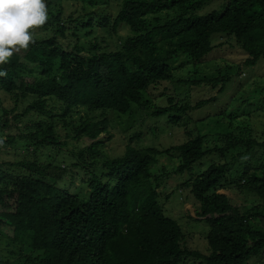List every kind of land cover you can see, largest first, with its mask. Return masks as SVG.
I'll return each mask as SVG.
<instances>
[{
    "label": "trees",
    "instance_id": "1",
    "mask_svg": "<svg viewBox=\"0 0 264 264\" xmlns=\"http://www.w3.org/2000/svg\"><path fill=\"white\" fill-rule=\"evenodd\" d=\"M213 2L45 0L48 19L37 28L40 35L33 32L35 43L0 66L7 71L0 77V144L14 148L27 142L17 150L21 158L13 154L0 161V264L261 259L264 134L232 126L230 115L229 132L208 145L191 114L215 106L217 98L191 105L190 95L176 91L168 98L148 96L151 88L175 80L180 56L193 75L178 85L210 86L223 95L233 77L264 64V0H221L220 7L202 13ZM225 44L247 55L244 65L210 75L199 70ZM138 111L143 124L166 117L187 129V139L164 151L126 144L122 155L109 157L112 130ZM143 136L144 130L135 133L130 143ZM84 138L91 142L78 143ZM162 155L178 157V175L199 169L207 157L217 161L180 185L190 188L199 203L196 219L209 227L208 254L183 246V231L160 205L159 189L169 173L154 175L151 168ZM232 190L252 196L239 207L225 194Z\"/></svg>",
    "mask_w": 264,
    "mask_h": 264
},
{
    "label": "rangeland",
    "instance_id": "2",
    "mask_svg": "<svg viewBox=\"0 0 264 264\" xmlns=\"http://www.w3.org/2000/svg\"><path fill=\"white\" fill-rule=\"evenodd\" d=\"M221 4V0H214L212 4H208V6L205 7L202 13H208L216 7H220ZM33 32L36 36L41 34L38 29H35ZM221 41L224 42V40ZM245 58H247V55L242 54L240 49H237V47L232 48L228 44H225L216 50L205 64L199 66V70H204L206 75H210V72H215L218 68L224 71L225 69L227 70L228 67H231V65H233V67H242ZM174 66L176 68L174 71L175 80L163 82L155 88H151V90L148 91V96L158 99L165 95L166 98H168L169 96L173 97L176 95V91L178 92L177 95H187V98L190 95L188 101L191 105L209 98H217V104L215 106L210 104L204 105L191 114L193 121L197 122L195 125L198 124L200 132L207 137L208 145L216 143L218 138H221L224 134L229 132V126L227 124L229 122L228 120H230L228 118L230 115H233L232 126H237L239 128L249 126L254 130L257 137L264 134V64L251 67L240 76L233 77V81L228 86V90H226L224 95L220 93L218 89H211L210 86L201 88L195 87L189 90L188 87L178 85V80L186 81L192 78V65L188 63V59L185 56H180L176 59ZM6 100H8V98ZM6 104L11 106L12 102L7 101ZM167 105L166 103L165 106ZM145 111L150 113L152 110L146 108ZM218 114H223L226 119H223V122L219 121L222 119V116ZM144 118L145 116L141 117L138 111V116L136 115L135 118L123 117V119L119 121V131L112 130L115 136L111 141H107L106 143V153L109 157H118L122 155L126 144H131L137 148L153 147L155 145L159 150L164 151L172 146L184 143L187 139V129L184 130L182 127L170 124L166 120V117L162 118V121L147 120L143 124ZM129 123L131 127H128ZM188 127H192L193 129L194 124L192 123ZM143 130L144 136L142 140L138 142L133 140V142L130 143V137ZM60 132L62 137L59 138V140L62 141L65 138V130L61 129ZM89 141L91 142L89 138H84V140H80L78 143L82 142V145H86ZM26 143L20 142V144L18 143L17 147L14 148L11 146L8 148L0 144V150L10 152L8 155H3L2 152H0V161L14 158L12 156L13 154L21 158L23 153H19L17 150ZM11 148L13 149L12 151ZM41 153H44V150H42ZM51 153L53 154L52 151ZM46 154H48V151H46ZM214 159V157H207L198 166L199 169L191 173L186 172L183 175L176 174L180 161L178 157L175 156L162 155L158 157V163L151 168V172L154 175H162L163 169L165 173H169V177L163 180V185L159 189V202L164 209L165 215L175 220L183 231L185 235L183 246L200 251L203 254H208L209 245L207 240L209 227L204 221L196 219L197 215H195V209L199 203L193 198L190 188L185 189L180 185L184 180L190 178L191 174L192 176H196L205 172L212 163L217 162ZM225 192L224 193L235 202L236 206L239 207L243 206L245 199L251 198L252 196V194H249L247 198H244L240 190ZM255 223L261 227L259 221ZM262 226H264V223ZM185 264H198V262L189 259ZM248 264H264V254L260 260H251Z\"/></svg>",
    "mask_w": 264,
    "mask_h": 264
},
{
    "label": "clouds",
    "instance_id": "3",
    "mask_svg": "<svg viewBox=\"0 0 264 264\" xmlns=\"http://www.w3.org/2000/svg\"><path fill=\"white\" fill-rule=\"evenodd\" d=\"M48 19L45 0H0V66L35 43L33 31ZM7 71L0 69V77ZM2 143V141H0Z\"/></svg>",
    "mask_w": 264,
    "mask_h": 264
}]
</instances>
